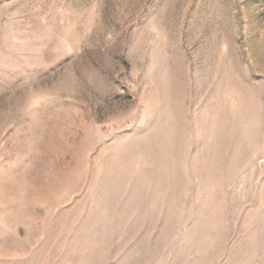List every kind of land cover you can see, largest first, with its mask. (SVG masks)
I'll use <instances>...</instances> for the list:
<instances>
[{
  "label": "rangeland",
  "instance_id": "374dc122",
  "mask_svg": "<svg viewBox=\"0 0 264 264\" xmlns=\"http://www.w3.org/2000/svg\"><path fill=\"white\" fill-rule=\"evenodd\" d=\"M0 264H264V0H0Z\"/></svg>",
  "mask_w": 264,
  "mask_h": 264
}]
</instances>
